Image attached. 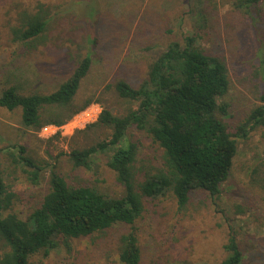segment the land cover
Wrapping results in <instances>:
<instances>
[{
    "label": "trees",
    "instance_id": "16d2710c",
    "mask_svg": "<svg viewBox=\"0 0 264 264\" xmlns=\"http://www.w3.org/2000/svg\"><path fill=\"white\" fill-rule=\"evenodd\" d=\"M229 18L234 26L244 24L252 33V53L249 55L248 50L246 55L250 75L245 79L254 88L255 102L242 108L243 115L235 125L227 121L234 101L225 100L231 90L226 62L220 53L201 47L195 30L162 50L146 46L143 51L151 56L146 76L138 86L124 79L107 85L134 107L121 115L103 107L97 121L87 129L104 126L109 128V135L66 154L73 169H89L96 157L105 155L106 166L120 188L115 196L69 180L53 166L46 192L22 213L16 210L22 200L12 191V185L21 178L38 185L42 172L50 165L29 155L22 145L0 148V264H32L33 256L41 251L47 254L61 237L91 238L115 226L131 227L144 215L145 203L150 199L169 195L177 209L184 210L192 193L204 192L215 204L239 144L258 131L264 139V38H257L256 46L252 29L256 21L264 20V0H235ZM48 27L49 19L42 8L35 12L23 10L10 27V40L23 52L35 50L46 43ZM91 66V54L84 52L71 74L48 93L20 94L10 85L0 92V107L7 111L20 109V124L27 130L35 132L44 125L60 127L92 102L89 97L81 105L75 103ZM131 129L144 133L160 150L158 166L143 173L135 169L137 145L129 141ZM247 184L236 195V214L262 208L258 202H264V156L249 169ZM117 259L120 264H141V249L133 228L118 237ZM249 260L231 229L215 264H252ZM258 264H264L263 254Z\"/></svg>",
    "mask_w": 264,
    "mask_h": 264
},
{
    "label": "rangeland",
    "instance_id": "374dc122",
    "mask_svg": "<svg viewBox=\"0 0 264 264\" xmlns=\"http://www.w3.org/2000/svg\"><path fill=\"white\" fill-rule=\"evenodd\" d=\"M234 1L0 0V92L10 85H14L20 94L51 92L71 74L80 55L89 52L92 58L91 70L82 80L75 100L81 105L92 97L86 107L95 108L91 119L80 115L86 110L84 108L55 133L41 136L40 129L34 132L22 127L20 109L7 111L0 107V148L22 145L29 155L50 165L42 172L38 185H31L22 178L12 185V191L22 200L16 210L23 213L46 192L53 166L69 180L94 186L107 195L115 196L120 190L112 171L106 166L105 155L96 157L89 169H73L67 163L66 154L72 149L93 145L109 135V128L104 126L87 129L97 121L103 107L116 115L134 107L107 85L124 79L131 86H138L146 76L151 56L143 51L146 46L162 50L169 42L195 30L201 47L220 53L226 62L231 90L225 100L228 103L234 101L232 116L227 121L235 125L243 115L242 108L254 103L255 98L252 84L245 79L250 75L246 55L248 50L249 55L252 53V33L244 24L234 26L230 22ZM39 7L49 19L46 43L23 52L11 42L10 27L16 23L21 11L35 12ZM254 25L252 29L258 46L257 38H264V20L256 21ZM260 133H253L239 144L230 175L215 204L204 192L192 193L184 210H178L169 195L150 199L145 203L144 215L131 227L115 226L105 234L91 238H58L56 247L47 254L37 253L30 262L120 264L118 237L133 228L141 249V264H153V261L154 264H215L231 229L236 232L242 250L249 254L248 262L258 264L262 254L264 257V202H258L262 204L260 210L250 209L244 214H236L234 205L239 203L236 197L239 188L248 185L249 169L264 156V139ZM128 138L137 145L134 166L139 173L160 164V150L144 133L131 129ZM7 166L4 162L3 167L6 169Z\"/></svg>",
    "mask_w": 264,
    "mask_h": 264
},
{
    "label": "built area",
    "instance_id": "2783aa9c",
    "mask_svg": "<svg viewBox=\"0 0 264 264\" xmlns=\"http://www.w3.org/2000/svg\"><path fill=\"white\" fill-rule=\"evenodd\" d=\"M94 113H95V108L94 107H88V108H86V110L81 112L80 115H83L84 118H86V119H91L93 117ZM80 115L79 114L77 115L78 118L81 117ZM75 122H79V121H75ZM58 129H59V127L54 126V125H44L43 127L40 128V135L41 136H43V135L44 136H50V134L55 133Z\"/></svg>",
    "mask_w": 264,
    "mask_h": 264
}]
</instances>
